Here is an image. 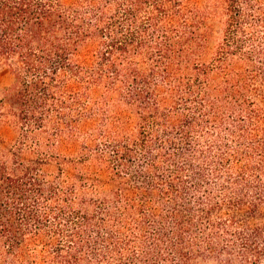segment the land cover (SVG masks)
<instances>
[{
    "label": "trees",
    "instance_id": "trees-1",
    "mask_svg": "<svg viewBox=\"0 0 264 264\" xmlns=\"http://www.w3.org/2000/svg\"><path fill=\"white\" fill-rule=\"evenodd\" d=\"M0 264H264V0H0Z\"/></svg>",
    "mask_w": 264,
    "mask_h": 264
},
{
    "label": "rangeland",
    "instance_id": "rangeland-1",
    "mask_svg": "<svg viewBox=\"0 0 264 264\" xmlns=\"http://www.w3.org/2000/svg\"><path fill=\"white\" fill-rule=\"evenodd\" d=\"M11 83V76L6 70L0 71V99L3 94L5 87L9 86Z\"/></svg>",
    "mask_w": 264,
    "mask_h": 264
}]
</instances>
